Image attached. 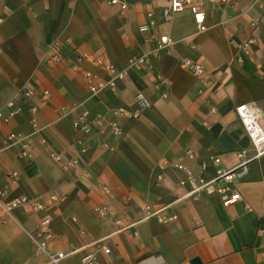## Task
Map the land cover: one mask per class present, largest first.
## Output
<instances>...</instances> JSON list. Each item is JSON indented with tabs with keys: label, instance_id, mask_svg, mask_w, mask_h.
<instances>
[{
	"label": "crops",
	"instance_id": "obj_1",
	"mask_svg": "<svg viewBox=\"0 0 264 264\" xmlns=\"http://www.w3.org/2000/svg\"><path fill=\"white\" fill-rule=\"evenodd\" d=\"M111 1L0 0V113L23 86L33 91L10 122L0 120V191L4 200L46 206L0 218V264H51L29 237L43 219L49 251L66 254L61 264H81L86 254L98 264H264V154L247 164L235 184L242 200L228 208L215 192L187 196L172 167L182 163L198 174L205 162L210 179L213 158L230 169L240 151L254 155L234 108L255 102L264 113V0H193L204 10L203 32L187 9L168 23L158 20L168 0H119L124 9ZM148 12L155 24L141 31ZM160 36L171 43L155 51ZM54 38L61 43L57 63L45 58ZM140 55L147 61L132 64ZM99 56L125 75L114 91L90 96L84 73L109 78L93 62ZM186 59L204 75L186 70ZM136 94L149 107L128 117L137 111ZM84 111L102 118L89 134L73 127ZM11 133L29 141L28 159L7 140ZM146 208L163 221L144 219Z\"/></svg>",
	"mask_w": 264,
	"mask_h": 264
},
{
	"label": "built area",
	"instance_id": "obj_2",
	"mask_svg": "<svg viewBox=\"0 0 264 264\" xmlns=\"http://www.w3.org/2000/svg\"><path fill=\"white\" fill-rule=\"evenodd\" d=\"M112 4H119L122 9L125 8V3L119 0H112ZM187 9L193 18L194 25L197 32H203L205 30L204 26V10L193 3V0H168L166 6L161 8L158 20L163 23L170 22L173 17ZM147 22L140 26L141 31L150 30L155 24V15L152 12L147 13ZM254 25V24H253ZM171 43V40L168 36H160L155 47V51L166 50ZM243 48H246V44L242 45ZM247 52V50H245ZM45 58L51 63H57L61 60V43L57 38L52 39L48 49L46 51ZM145 56H135L132 59V64H144L146 62ZM93 62L99 65L106 73L109 74V78L106 81L101 80L97 75L92 74L91 72L84 73V80L86 82L88 92L90 96H94L105 89L114 91L116 80L123 79L125 72L115 73L113 66L110 63L104 61V59L99 56L93 59ZM183 66L195 77H201L204 75V68L189 59L183 61ZM165 93V92H164ZM33 95V91L27 87L23 86L15 95L13 99L6 103L5 108L8 112L5 116L0 113V120L4 123L10 122L20 112V104L24 101H28ZM48 96L47 91H43L42 100H46ZM135 104L137 111L128 117L137 118L139 115L145 111L149 104L147 100L143 97L142 94H136ZM30 115L34 116L37 113V109L33 106L29 107ZM234 113L239 121L246 137L249 140L250 146L254 152V155L251 158H246L245 151H240L236 154L238 159L237 164L230 169L221 168V162L219 158H213L209 163L215 168L214 176L210 179H206L203 175L207 164L201 162L198 166V174H195L192 169L182 163L173 164V168L182 173V176L178 180V185L186 190V195L189 197L198 196L202 193H212L215 192L218 194L221 204L224 208L239 202L242 200L240 193L238 192L235 184L238 179H240L246 172L247 164L264 154V125H262V120H264V113L255 102H246L238 104L234 108ZM102 124V118L99 115H96L92 118L89 117L88 112L84 111L79 116H77L73 122V127L77 132L83 134H89L94 129L100 127ZM34 130L37 128L34 125ZM112 132L115 136L121 135V130L117 124L112 125ZM7 140L11 144H19L21 147V155L23 158L30 157V146L29 141L25 137H19L13 133L7 136ZM56 161H60L59 156L52 155ZM185 158L189 162L195 161V156L191 150L185 152ZM66 165L71 166L72 162H66ZM161 170H164V167H160ZM12 178L15 177V173L10 174ZM162 175L160 174L157 177V180H160ZM6 191H0V218L2 216H9L10 213L21 207L30 205L35 211H42L46 209V206L33 202L25 197H16L10 200H4ZM51 201H57L55 196L49 197ZM95 212L100 217H105L106 209L104 206H98L95 208ZM158 211L151 212L149 208H146L144 219H150L156 217L157 221L162 222L163 220L158 216ZM260 234L264 237V229L260 230ZM31 239L34 253L37 255H45L51 264H61V261L66 257V254L62 252H50L49 243L52 240V234L49 228V220H41L29 233ZM103 252L108 254L109 249L103 248ZM81 264H98L95 257L92 254H86L82 260Z\"/></svg>",
	"mask_w": 264,
	"mask_h": 264
},
{
	"label": "water",
	"instance_id": "obj_3",
	"mask_svg": "<svg viewBox=\"0 0 264 264\" xmlns=\"http://www.w3.org/2000/svg\"><path fill=\"white\" fill-rule=\"evenodd\" d=\"M193 262H194V260H193Z\"/></svg>",
	"mask_w": 264,
	"mask_h": 264
}]
</instances>
